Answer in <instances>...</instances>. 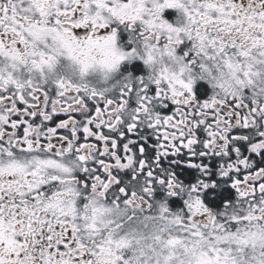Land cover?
<instances>
[{"label":"snow or ice","instance_id":"1","mask_svg":"<svg viewBox=\"0 0 264 264\" xmlns=\"http://www.w3.org/2000/svg\"><path fill=\"white\" fill-rule=\"evenodd\" d=\"M0 264H264V0H0Z\"/></svg>","mask_w":264,"mask_h":264}]
</instances>
